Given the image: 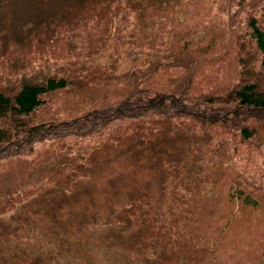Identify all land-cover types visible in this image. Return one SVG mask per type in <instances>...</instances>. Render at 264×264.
Returning a JSON list of instances; mask_svg holds the SVG:
<instances>
[{"label":"trees","instance_id":"obj_1","mask_svg":"<svg viewBox=\"0 0 264 264\" xmlns=\"http://www.w3.org/2000/svg\"><path fill=\"white\" fill-rule=\"evenodd\" d=\"M205 1L42 0L16 29L1 23L0 174L22 173L0 187V219L43 192H72L126 150L156 165L143 167L160 175L166 194L132 190L85 229L106 226L117 264H210L209 239L192 233L198 198L229 174L228 195L258 205L247 188L257 165L244 159L264 158V0H212L219 19ZM226 55L238 75L223 72L219 88L201 87L204 69ZM167 137L191 143L184 158L174 160ZM201 137L200 166H178L193 162L200 149L191 139ZM67 206L60 209L73 213Z\"/></svg>","mask_w":264,"mask_h":264},{"label":"rangeland","instance_id":"obj_2","mask_svg":"<svg viewBox=\"0 0 264 264\" xmlns=\"http://www.w3.org/2000/svg\"><path fill=\"white\" fill-rule=\"evenodd\" d=\"M3 3L5 5L0 7V25L5 23L3 28L7 31L31 20L35 13L40 12L42 0H4ZM211 3L212 0L204 2V7L210 11L208 16L219 19L215 12L217 9H211ZM2 32L3 29H0V35ZM223 72L230 78L239 73L238 66L230 55L219 58V62L213 67L204 69L201 87H211L214 84V87L219 88L217 85L225 81L217 79V76ZM197 139L200 150L189 157L193 162L184 161L178 166H200L208 139L201 137L191 140ZM164 140L172 148L173 155L176 156L174 160L179 158L177 155L180 152V157L184 158V154L191 149V143L182 138L172 140L167 137ZM224 147L229 150L227 146ZM238 155H248L247 150ZM244 160L257 165L253 167L249 164L252 167L247 172L250 182L247 188L255 194V201L251 204L256 202L258 205L247 206L243 199H232L228 195L232 181L229 174L218 180L209 198H205L203 194L198 198L196 209L201 217L192 233L209 239L210 264H264V158L259 152H253ZM229 164L225 166L234 167L231 161ZM98 166L93 177L78 182L72 192L64 195L56 191L43 192L0 219V242L5 239L0 244V250L7 251L6 264H12L21 258L26 260V264H117L121 254L114 253L118 249L106 245V226L101 224L85 229V225L96 219L103 221L113 207L124 205L132 190L146 189L156 197L165 195L166 191L161 185L160 175L148 172L143 167L156 165L138 154L121 151ZM21 173L18 168L2 172L0 187L17 183ZM43 177L36 174L33 176L34 183L43 185ZM64 205H68L66 209L71 208L74 212L61 210ZM52 214L56 229L50 226L51 219H48ZM58 229L62 233L60 238H57L60 233ZM6 242L9 243V248L6 247Z\"/></svg>","mask_w":264,"mask_h":264}]
</instances>
